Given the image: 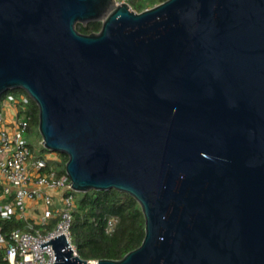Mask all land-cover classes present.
Returning <instances> with one entry per match:
<instances>
[{"label": "water", "instance_id": "water-1", "mask_svg": "<svg viewBox=\"0 0 264 264\" xmlns=\"http://www.w3.org/2000/svg\"><path fill=\"white\" fill-rule=\"evenodd\" d=\"M12 89L76 192L115 188L145 217L119 259L39 242L53 264H264V0H0Z\"/></svg>", "mask_w": 264, "mask_h": 264}, {"label": "built area", "instance_id": "built-area-1", "mask_svg": "<svg viewBox=\"0 0 264 264\" xmlns=\"http://www.w3.org/2000/svg\"><path fill=\"white\" fill-rule=\"evenodd\" d=\"M27 101L25 94L19 98L10 96L0 106V184H5V195L11 193L10 185L15 187L13 200L0 203V219L16 216L25 221L23 226L7 233L0 224V264H53L52 244L41 248L39 242L62 233L76 251L72 243V223L77 209L75 190L69 184L68 173H60L50 164V161L60 162L61 155L56 151L36 155L23 137L30 116L19 110L8 121L4 114L6 104L20 107ZM34 200H41V211H29L30 201ZM55 218L57 221L50 227Z\"/></svg>", "mask_w": 264, "mask_h": 264}, {"label": "trees", "instance_id": "trees-1", "mask_svg": "<svg viewBox=\"0 0 264 264\" xmlns=\"http://www.w3.org/2000/svg\"><path fill=\"white\" fill-rule=\"evenodd\" d=\"M124 1H127L136 11H142L165 0ZM101 27V21H92L86 25L77 24V28L84 33L99 31ZM6 97L5 94L1 95L0 103ZM27 97L28 101L20 105L22 113L30 116L27 130L31 132L37 129L39 132L38 106L29 95ZM30 147L38 156L50 151L43 144L38 151ZM59 154L62 160L58 164V170L60 173H65L68 156L65 153L59 152ZM75 194L77 209L74 212L72 223V243L82 258L88 260L119 259L141 245L145 236V217L141 205L134 197L115 188L93 189L85 193L75 191ZM56 221L57 218L53 219L50 227H53ZM0 224L7 233L16 227L23 226L25 221L13 216L1 218Z\"/></svg>", "mask_w": 264, "mask_h": 264}, {"label": "crops", "instance_id": "crops-1", "mask_svg": "<svg viewBox=\"0 0 264 264\" xmlns=\"http://www.w3.org/2000/svg\"><path fill=\"white\" fill-rule=\"evenodd\" d=\"M6 99H7V97L5 99H3L1 102L5 101ZM19 110L21 112L20 107H16L14 104L13 105L12 104H8V105L6 104V108H5V112H4L6 119L8 121L11 120L14 117V115H16L17 112H19ZM9 116H10V118H9ZM40 147H41V145H40ZM39 150H40V148H39ZM41 152L43 153V151H41ZM48 155H49V153H48ZM59 163H60L59 161H50V164L55 165L57 168L59 167L58 166ZM4 185L5 184H3V183L0 184V203L10 202L13 200V194H14V188L15 187L13 185H10L11 193L8 195H5L4 194L5 193ZM30 204L32 205V207H30L29 211H41L43 208L41 200L40 201L39 200L30 201Z\"/></svg>", "mask_w": 264, "mask_h": 264}, {"label": "rangeland", "instance_id": "rangeland-1", "mask_svg": "<svg viewBox=\"0 0 264 264\" xmlns=\"http://www.w3.org/2000/svg\"><path fill=\"white\" fill-rule=\"evenodd\" d=\"M124 1V0H119ZM7 95V98H10V96H13L14 98H19L21 95L25 94L27 96V93L23 89H12L4 93ZM3 95V94H2ZM3 104V102L0 103V106ZM22 106V104H21ZM8 113V112H7ZM10 118V116H9ZM40 132L37 131V129H33L31 132L29 130L24 131L23 137L26 140L27 144L29 146H32L36 151L40 148V145L42 144V138ZM38 153V152H37ZM40 154V153H38Z\"/></svg>", "mask_w": 264, "mask_h": 264}]
</instances>
